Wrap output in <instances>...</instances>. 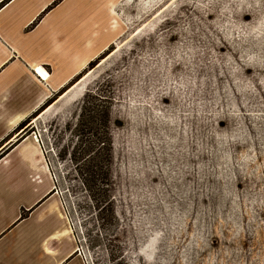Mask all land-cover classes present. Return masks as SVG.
<instances>
[{
	"label": "rangeland",
	"instance_id": "rangeland-1",
	"mask_svg": "<svg viewBox=\"0 0 264 264\" xmlns=\"http://www.w3.org/2000/svg\"><path fill=\"white\" fill-rule=\"evenodd\" d=\"M97 1L79 96L27 130L84 264H264V0ZM87 92L113 101L116 227L58 157Z\"/></svg>",
	"mask_w": 264,
	"mask_h": 264
},
{
	"label": "crops",
	"instance_id": "crops-1",
	"mask_svg": "<svg viewBox=\"0 0 264 264\" xmlns=\"http://www.w3.org/2000/svg\"><path fill=\"white\" fill-rule=\"evenodd\" d=\"M97 3L0 0V264H84L41 143L27 130L35 113L79 96L81 81L64 89L93 59L87 20L100 18Z\"/></svg>",
	"mask_w": 264,
	"mask_h": 264
},
{
	"label": "trees",
	"instance_id": "trees-1",
	"mask_svg": "<svg viewBox=\"0 0 264 264\" xmlns=\"http://www.w3.org/2000/svg\"><path fill=\"white\" fill-rule=\"evenodd\" d=\"M83 75L74 78L64 90L69 89ZM112 105L111 97L98 94L92 96L87 92L75 115L76 123L67 124L69 143L60 149L58 157L68 160L74 166L76 176L81 180L93 209L98 212L97 218L102 223L101 226L109 222L116 227L117 219L110 196L112 139L109 129ZM39 113L41 112L32 117ZM24 215L23 213L22 218Z\"/></svg>",
	"mask_w": 264,
	"mask_h": 264
},
{
	"label": "built area",
	"instance_id": "built-area-1",
	"mask_svg": "<svg viewBox=\"0 0 264 264\" xmlns=\"http://www.w3.org/2000/svg\"><path fill=\"white\" fill-rule=\"evenodd\" d=\"M34 136H35L34 138L36 139V141H37V142H40V135H36V134H35ZM40 143H41V142H40Z\"/></svg>",
	"mask_w": 264,
	"mask_h": 264
},
{
	"label": "bare ground",
	"instance_id": "bare-ground-1",
	"mask_svg": "<svg viewBox=\"0 0 264 264\" xmlns=\"http://www.w3.org/2000/svg\"><path fill=\"white\" fill-rule=\"evenodd\" d=\"M39 72H41V71H39ZM42 73L46 75V73H45V72H42ZM46 76H47V75H46Z\"/></svg>",
	"mask_w": 264,
	"mask_h": 264
}]
</instances>
